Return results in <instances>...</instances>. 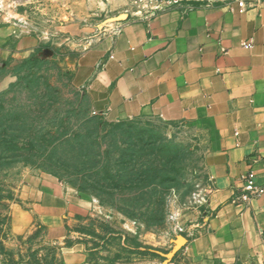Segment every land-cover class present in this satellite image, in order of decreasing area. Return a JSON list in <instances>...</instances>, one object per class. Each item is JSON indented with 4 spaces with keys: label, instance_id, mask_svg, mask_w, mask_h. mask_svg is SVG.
I'll return each instance as SVG.
<instances>
[{
    "label": "crops",
    "instance_id": "1",
    "mask_svg": "<svg viewBox=\"0 0 264 264\" xmlns=\"http://www.w3.org/2000/svg\"><path fill=\"white\" fill-rule=\"evenodd\" d=\"M247 1L241 12L236 0H186L187 12L171 7L148 20L132 16L127 0H46L66 19L49 13L45 23L0 11L1 59L61 57L90 114L181 122L198 136L211 192L209 213L185 233L188 264L264 262V194L240 198L246 171L264 183V0ZM18 198L13 233L68 227L54 237L58 264H86L80 241L63 243L86 211L70 188L33 178Z\"/></svg>",
    "mask_w": 264,
    "mask_h": 264
},
{
    "label": "rangeland",
    "instance_id": "2",
    "mask_svg": "<svg viewBox=\"0 0 264 264\" xmlns=\"http://www.w3.org/2000/svg\"><path fill=\"white\" fill-rule=\"evenodd\" d=\"M43 1L0 0V11L32 23L49 13L66 19L62 6ZM27 58H0V264L59 263L54 237L68 227L11 229L19 190L41 177L84 202L74 237L63 243L80 241L86 264H188L185 233L209 213L211 192L198 136L159 118L100 119L82 103L61 57Z\"/></svg>",
    "mask_w": 264,
    "mask_h": 264
},
{
    "label": "built area",
    "instance_id": "3",
    "mask_svg": "<svg viewBox=\"0 0 264 264\" xmlns=\"http://www.w3.org/2000/svg\"><path fill=\"white\" fill-rule=\"evenodd\" d=\"M186 0H127V7L129 13L137 18L148 20L155 16L162 10L169 9L171 7H179L181 13H185L192 8L191 4L185 3ZM239 11H243L246 7L247 0H236ZM261 0H249L252 4H256ZM243 47L250 48L252 41L247 40L242 42ZM95 115V112H92ZM243 181L242 193L240 198L242 201H248L251 197L264 194V183L255 184L254 172L251 170L246 171L241 176Z\"/></svg>",
    "mask_w": 264,
    "mask_h": 264
},
{
    "label": "trees",
    "instance_id": "4",
    "mask_svg": "<svg viewBox=\"0 0 264 264\" xmlns=\"http://www.w3.org/2000/svg\"><path fill=\"white\" fill-rule=\"evenodd\" d=\"M32 57H34V56H32ZM26 60L29 61L30 58H27ZM97 117H98V116H97ZM98 118H100V117H98ZM100 119H102V118H100ZM131 240L134 241V243L136 244V246L138 245V241H137L136 236H132ZM66 245H69V244L67 243ZM53 264H58V262H55V263H53Z\"/></svg>",
    "mask_w": 264,
    "mask_h": 264
}]
</instances>
